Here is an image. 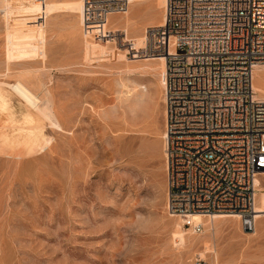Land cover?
<instances>
[{
  "label": "rangeland",
  "instance_id": "1",
  "mask_svg": "<svg viewBox=\"0 0 264 264\" xmlns=\"http://www.w3.org/2000/svg\"><path fill=\"white\" fill-rule=\"evenodd\" d=\"M128 3L108 20L123 46L85 36L83 0H8L0 11V82L25 81L64 127L1 86L0 264H264V216L250 233L228 217L185 245L174 238L165 56L140 53L165 6ZM258 179L264 190V171Z\"/></svg>",
  "mask_w": 264,
  "mask_h": 264
},
{
  "label": "built area",
  "instance_id": "2",
  "mask_svg": "<svg viewBox=\"0 0 264 264\" xmlns=\"http://www.w3.org/2000/svg\"><path fill=\"white\" fill-rule=\"evenodd\" d=\"M83 1L85 36L123 46L126 36L108 20L128 0ZM140 53L166 58L168 212L194 234L204 229L195 215H237L254 231L264 99L253 73L264 65V0H165L163 22L145 29Z\"/></svg>",
  "mask_w": 264,
  "mask_h": 264
},
{
  "label": "bare ground",
  "instance_id": "3",
  "mask_svg": "<svg viewBox=\"0 0 264 264\" xmlns=\"http://www.w3.org/2000/svg\"><path fill=\"white\" fill-rule=\"evenodd\" d=\"M160 4L164 7L165 6V0H160ZM8 10V0H0V11H7ZM4 13V12H3ZM165 67H166V59L164 57L163 62V68H164V74L162 79V86L164 87L165 84ZM259 70H264V65H258L254 69L253 73V86L255 91L257 92V97L264 99V75L260 76L258 74ZM42 83V82H41ZM40 83V84H41ZM8 86L9 88L13 89L21 98H23L30 106H32L35 110H37L48 122L53 128H59L60 130H64V127L59 121V117L57 115V112L53 110V107L51 106L50 102L47 101L44 103V99L42 100L37 93H35L32 88L25 83V81L18 79L15 82H0V95L1 94V86ZM45 98V97H43ZM37 143V136L34 138ZM43 138H41L42 140ZM42 141V144H45L46 146H49L51 141L45 140V142ZM41 144V145H42ZM38 146H36L37 148ZM40 148V147H38ZM41 149V148H40ZM43 149V148H42ZM39 150V149H38ZM36 151V150H35ZM19 156V155H18ZM257 196H256V222L257 220H260L262 216H264V190L262 189L260 185V181L257 178ZM228 217H238L237 215H231V214H215L210 215L208 217H204L202 215H195L194 220L196 222H202L205 225H209L210 227H213L215 225V221L220 218H228ZM182 221L177 223L176 229L173 233L174 238L179 241L180 243L184 244L186 241H190V235L189 231L193 232L191 229H188L183 226ZM214 229V228H213ZM255 230V229H254ZM190 232V234H191ZM250 233V232H249ZM178 242V243H179ZM185 245V244H184Z\"/></svg>",
  "mask_w": 264,
  "mask_h": 264
}]
</instances>
